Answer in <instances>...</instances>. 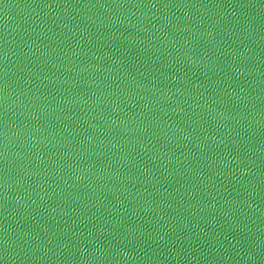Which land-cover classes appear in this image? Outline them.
<instances>
[{
  "label": "water",
  "instance_id": "obj_1",
  "mask_svg": "<svg viewBox=\"0 0 264 264\" xmlns=\"http://www.w3.org/2000/svg\"><path fill=\"white\" fill-rule=\"evenodd\" d=\"M3 152L0 264H264V0H0Z\"/></svg>",
  "mask_w": 264,
  "mask_h": 264
},
{
  "label": "snow or ice",
  "instance_id": "obj_2",
  "mask_svg": "<svg viewBox=\"0 0 264 264\" xmlns=\"http://www.w3.org/2000/svg\"><path fill=\"white\" fill-rule=\"evenodd\" d=\"M6 84H7V83H6V81H5V85H6ZM0 157H3L5 160L7 159V157H6V155H5V152L0 153ZM5 174H7V169H3V175L0 176V179L5 180ZM3 186H4L3 184L0 185V187H3Z\"/></svg>",
  "mask_w": 264,
  "mask_h": 264
},
{
  "label": "clouds",
  "instance_id": "obj_3",
  "mask_svg": "<svg viewBox=\"0 0 264 264\" xmlns=\"http://www.w3.org/2000/svg\"><path fill=\"white\" fill-rule=\"evenodd\" d=\"M125 255H128L127 253H125Z\"/></svg>",
  "mask_w": 264,
  "mask_h": 264
}]
</instances>
